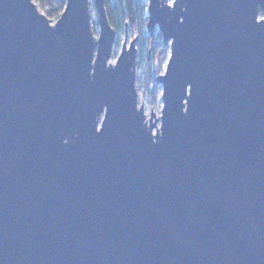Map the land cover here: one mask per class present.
<instances>
[{"label": "water", "instance_id": "obj_1", "mask_svg": "<svg viewBox=\"0 0 264 264\" xmlns=\"http://www.w3.org/2000/svg\"><path fill=\"white\" fill-rule=\"evenodd\" d=\"M147 4L149 116L106 0L98 36L90 0H0V264H264V0Z\"/></svg>", "mask_w": 264, "mask_h": 264}, {"label": "trees", "instance_id": "obj_2", "mask_svg": "<svg viewBox=\"0 0 264 264\" xmlns=\"http://www.w3.org/2000/svg\"><path fill=\"white\" fill-rule=\"evenodd\" d=\"M42 10H47L49 17L58 18L66 6V0H34ZM147 0H116V5H111V0H106L108 16L112 26L118 31L120 24L129 23L134 28L136 26L146 27L147 25ZM264 17V11L261 12ZM138 40L137 46L139 44ZM139 49V48H138ZM147 51L149 55L147 79L152 82V100L156 101L161 92V86L155 82L151 75V69L155 68L160 72L164 61L169 55V47L164 46L161 34L157 32L154 37H147ZM152 67V68H151Z\"/></svg>", "mask_w": 264, "mask_h": 264}, {"label": "rangeland", "instance_id": "obj_3", "mask_svg": "<svg viewBox=\"0 0 264 264\" xmlns=\"http://www.w3.org/2000/svg\"><path fill=\"white\" fill-rule=\"evenodd\" d=\"M111 5L115 6L116 0H111ZM90 9H91V20H92L93 31H94V34L98 36L100 32V26L97 20V12L94 6V0H90ZM42 11L45 14L47 13V10H42ZM48 18L50 22L54 23L58 20L59 17L54 18V17L48 16ZM117 33H118V37H117V41L114 47L113 61H115L118 55L120 54L123 43L126 39H128V41L130 42L135 36H138L140 38V41L138 44L139 54H138V70H137V87H138V92H139V103L144 104L145 112L147 116H149L152 111H154L156 115H160L162 107H163L161 92L158 94L156 101H153L152 94H151L153 85H152V82H149L147 79V70H148V65H149L148 62H150L148 51H147V37L149 36L147 27L136 26L132 28L129 25V23L120 24ZM155 34H157V32ZM167 59L164 61L163 67L160 72H157L155 68L151 67L152 68L151 75L154 78L157 75L164 73L166 69ZM158 125H160V122L158 123Z\"/></svg>", "mask_w": 264, "mask_h": 264}]
</instances>
